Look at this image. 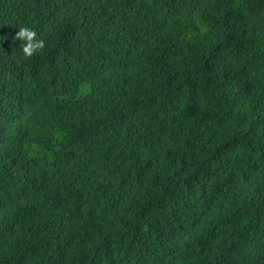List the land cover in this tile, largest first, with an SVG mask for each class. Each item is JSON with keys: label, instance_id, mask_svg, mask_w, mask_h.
Here are the masks:
<instances>
[{"label": "trees", "instance_id": "1", "mask_svg": "<svg viewBox=\"0 0 264 264\" xmlns=\"http://www.w3.org/2000/svg\"><path fill=\"white\" fill-rule=\"evenodd\" d=\"M263 173L264 0H0V264L112 229L134 259L182 238L174 260L212 264L189 221L209 200L218 243L264 264Z\"/></svg>", "mask_w": 264, "mask_h": 264}, {"label": "clouds", "instance_id": "2", "mask_svg": "<svg viewBox=\"0 0 264 264\" xmlns=\"http://www.w3.org/2000/svg\"><path fill=\"white\" fill-rule=\"evenodd\" d=\"M16 38L22 41L20 51L24 58L33 56L45 47L44 39L40 38L37 32L28 26L19 27L14 36V39ZM44 148L46 151L51 152L49 144H45ZM54 161L55 169L53 172L57 176L68 172L72 167L71 160L65 156L54 155ZM230 175L233 178L232 168L230 169ZM261 175H264V173ZM260 189L264 195V182L260 184ZM62 197L58 198V206ZM192 214H194V217L190 214V224L201 233L209 246L210 262L212 264H249L248 253L239 249H230L218 243L219 238L227 233L230 228V226H220V223L224 221L230 222V217L219 203L209 200L194 210ZM251 215L256 219L259 236L264 242V217H258L253 213ZM61 220L62 225H64L62 217ZM187 247L182 238H177L163 245L151 256L134 259L133 255L127 251L121 234L112 229L107 235L100 236L99 244L96 246L86 247L81 245V241H79L55 252L62 255L56 258L59 264H197L193 260L183 263L173 259V255L177 250ZM262 255L264 257V252ZM163 260L170 261L164 262Z\"/></svg>", "mask_w": 264, "mask_h": 264}]
</instances>
